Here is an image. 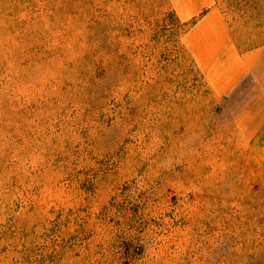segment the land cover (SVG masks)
<instances>
[{"label": "rangeland", "instance_id": "374dc122", "mask_svg": "<svg viewBox=\"0 0 264 264\" xmlns=\"http://www.w3.org/2000/svg\"><path fill=\"white\" fill-rule=\"evenodd\" d=\"M259 1L0 0V264H264L213 73Z\"/></svg>", "mask_w": 264, "mask_h": 264}, {"label": "crops", "instance_id": "0c3cea01", "mask_svg": "<svg viewBox=\"0 0 264 264\" xmlns=\"http://www.w3.org/2000/svg\"><path fill=\"white\" fill-rule=\"evenodd\" d=\"M244 32L245 37H252L251 44L242 46L229 40V51L219 57L221 64L213 73L219 75L217 87L227 92L230 103L241 107L245 136L264 168V0L255 2L252 27L247 25ZM207 65L210 73V63Z\"/></svg>", "mask_w": 264, "mask_h": 264}]
</instances>
